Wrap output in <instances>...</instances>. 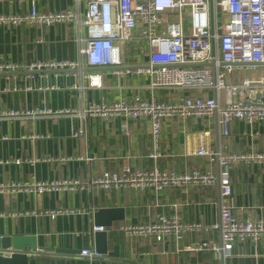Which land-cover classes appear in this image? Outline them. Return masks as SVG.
I'll use <instances>...</instances> for the list:
<instances>
[{
	"label": "crops",
	"instance_id": "obj_1",
	"mask_svg": "<svg viewBox=\"0 0 264 264\" xmlns=\"http://www.w3.org/2000/svg\"><path fill=\"white\" fill-rule=\"evenodd\" d=\"M32 5L40 12L72 10L80 19L84 16V5L77 0H0V63L19 66L17 71L0 73V113L13 110L21 114L0 118V185L60 180L79 183L71 189L42 194L0 191V237L32 238L37 248L27 254L26 264H264L261 240H238L226 256L197 248L203 240L219 241V230L214 226L219 222L222 202L231 206L239 219H264V160L229 163L231 194L225 197L221 196L219 180L209 186L168 185L156 197L149 188L104 189L90 185L89 179L105 170L117 172L125 165L132 170L153 166L148 157L151 138L147 119L26 114L67 109L79 112L92 101L151 96L150 79L140 71L146 66L148 49L146 40L138 34L140 27L133 29L134 37L126 44L121 65L87 67L78 53L84 26L75 19L50 25L22 21L21 16ZM162 18H171V14L167 12ZM183 24L186 30V15ZM37 60L49 61L55 68L23 70ZM89 73L101 76L100 87L88 86ZM243 74H230L226 80L236 82ZM207 92L214 95L213 90ZM187 93L162 88L153 92L157 100ZM82 129L85 136L75 135ZM200 147L223 154L264 153V118L252 123L235 119L226 136L220 133L216 115L166 120L160 139L162 156L155 165L177 174L209 170L218 176L217 161L195 154ZM109 207L124 208V219L110 227L101 225L107 232V253H102L103 258L79 257L81 249L97 251L91 230L93 213ZM56 209L75 212L51 219L48 212ZM159 214H176L181 221L201 223L206 230L187 232L180 239L169 234L157 242L127 236L120 229L126 224L154 220ZM46 248L78 252L62 254Z\"/></svg>",
	"mask_w": 264,
	"mask_h": 264
},
{
	"label": "built area",
	"instance_id": "obj_2",
	"mask_svg": "<svg viewBox=\"0 0 264 264\" xmlns=\"http://www.w3.org/2000/svg\"><path fill=\"white\" fill-rule=\"evenodd\" d=\"M84 5V16L79 18L72 10L64 12H40L32 5L21 20L29 23L54 24L75 19L84 26L79 38L78 53L85 66H118L123 63L126 44L133 39V29L139 28V36L146 40V66L140 71L149 77V99L135 96L113 101H92L79 112L73 110L27 111V115L76 114L79 116H124L133 120L147 119L151 147L148 157L154 162L150 168L131 169L122 166L119 171H103L89 179L90 185L104 189L115 187L149 188L156 197L168 185L192 183L209 186L220 181L221 196L231 194L229 163L239 160L263 161L260 154H223L200 147L196 155L217 161L220 172L190 170L174 173L161 170L155 162L162 156L160 139L163 123L172 118L193 116H217L220 133H229V125L235 119L252 123L264 118V0H77ZM169 12L171 18L163 19ZM188 18L185 30L183 17ZM220 16L221 23L218 19ZM163 24L162 29L159 27ZM80 64V63H79ZM79 64H73L74 67ZM46 60L32 61L23 66L27 72L54 69ZM19 70V66L1 62L0 73ZM241 72V78L229 83L226 77ZM88 86L100 87L98 73L86 75ZM186 90L189 93L170 100H157L155 89ZM213 90L211 96L207 91ZM257 95H259L257 97ZM20 112H1L0 118L20 116ZM75 135L85 136L84 129ZM19 162V160H18ZM76 180L33 181L24 184L0 185V191H28L42 194L60 189H71ZM75 212L56 209L48 212L51 219L58 214ZM219 241L203 240L197 248L220 255H228L233 244L248 238L254 242L264 241V219L242 220L231 211V206L221 203ZM127 236H140L162 241L172 234L177 239L191 231L206 230L201 223L183 222L179 216L157 215L154 220L120 226ZM92 232L103 231V226L91 227ZM79 257L103 258L94 249H81Z\"/></svg>",
	"mask_w": 264,
	"mask_h": 264
},
{
	"label": "water",
	"instance_id": "obj_3",
	"mask_svg": "<svg viewBox=\"0 0 264 264\" xmlns=\"http://www.w3.org/2000/svg\"><path fill=\"white\" fill-rule=\"evenodd\" d=\"M259 95H257L258 97ZM264 96V94H263ZM124 219V208L109 207L99 208L93 213L95 226L103 225L104 227L112 226L114 221ZM95 249L99 253H107L106 246V230L94 232ZM37 247L32 238L13 236L0 237V264H26L27 254L35 250ZM57 253L69 254L78 250L69 248H46Z\"/></svg>",
	"mask_w": 264,
	"mask_h": 264
},
{
	"label": "rangeland",
	"instance_id": "obj_4",
	"mask_svg": "<svg viewBox=\"0 0 264 264\" xmlns=\"http://www.w3.org/2000/svg\"><path fill=\"white\" fill-rule=\"evenodd\" d=\"M218 22H219V24L221 23L220 16H219ZM186 23H187V21L184 22V24H186Z\"/></svg>",
	"mask_w": 264,
	"mask_h": 264
}]
</instances>
